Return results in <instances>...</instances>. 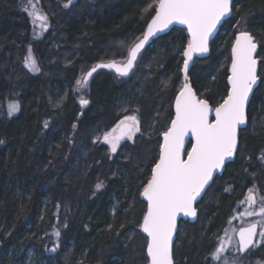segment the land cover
Segmentation results:
<instances>
[{"label":"trees","instance_id":"1","mask_svg":"<svg viewBox=\"0 0 264 264\" xmlns=\"http://www.w3.org/2000/svg\"><path fill=\"white\" fill-rule=\"evenodd\" d=\"M41 1L46 30L33 23L25 0H0V264H148L140 192L182 85L187 32L172 26L152 38L127 76L97 69L81 106L80 70L105 62L119 49L114 42L140 35L156 0ZM240 22L258 45L259 80L233 159L195 203L196 219L178 221L173 264H210L217 234L247 190L264 196V0H233L188 77L198 99L213 108L224 99ZM29 48L38 72L25 65ZM13 101L19 110L9 116ZM129 111L140 130L110 156L96 136ZM251 249L264 259V242Z\"/></svg>","mask_w":264,"mask_h":264},{"label":"snow or ice","instance_id":"2","mask_svg":"<svg viewBox=\"0 0 264 264\" xmlns=\"http://www.w3.org/2000/svg\"><path fill=\"white\" fill-rule=\"evenodd\" d=\"M71 3L72 0H67L64 7H69ZM232 3L233 0H156L155 15L148 24L143 39L130 47L126 61L95 65L76 81V90L85 87L99 68L115 69L119 76H127L134 68L145 42L156 33L167 29L173 22L186 25L191 37L183 53L184 70L187 73L192 54L208 51L210 34L222 18L231 14ZM24 10L34 21H39L40 28H48L47 16L37 10L34 0H25ZM257 47L255 38L249 32L241 31L236 35L232 46L231 74L228 76L230 88L226 98L215 108L214 121L209 120L208 101L197 98L185 76L184 86L176 97L175 118L163 133L164 142L160 145L159 160L152 167L151 178L140 193L147 200V211L139 227L147 233L150 264H173L171 246L177 227V214L183 213L192 217L197 215L194 202L213 178V172L221 169L237 150V129L246 123V105L258 81V62L254 56ZM25 65L30 71H40L30 48ZM79 102L81 106L89 103L83 98ZM18 110L19 105L16 102H9V116ZM47 126L45 122V127ZM117 127L120 129L119 135L112 134L116 129L103 135V141L113 153L117 151V145L122 139H132L133 134L140 130L135 116L124 117ZM189 132L195 142L191 151L187 152L185 160L181 151L184 137ZM102 186V182L96 184L97 189ZM241 203L248 205L241 216H259L261 220L258 223L264 225V200L258 210H252L257 200L253 190L249 189L246 201ZM55 235L59 237L60 233L57 231ZM236 235L239 238L236 246L238 253H245L260 243L254 239L257 235V223L240 228ZM259 236L264 238V226L261 227ZM231 242V236L226 241L222 239L220 246L212 253V259L220 260L221 254ZM224 264H229V261L225 259ZM231 264H238V261L233 259Z\"/></svg>","mask_w":264,"mask_h":264},{"label":"rangeland","instance_id":"3","mask_svg":"<svg viewBox=\"0 0 264 264\" xmlns=\"http://www.w3.org/2000/svg\"><path fill=\"white\" fill-rule=\"evenodd\" d=\"M34 3L36 4L37 10H39L42 14L45 15L44 11L41 10V8H40L42 1L41 0H34ZM66 3L67 2H62V6H64ZM30 18L33 21V23L36 22V21L33 20L32 17H30ZM37 22H39V21H37ZM237 29H238L239 32L244 30L243 22H240L238 24ZM135 39H133L132 41L124 39L121 42H114L113 44L117 45V47L119 49L117 51H113V52L110 51L108 53V57L109 58L103 59V60H106V61L102 62V63H108L107 61L113 55H116V57L114 58L113 61L125 62L126 59H127L129 47L133 43V41ZM117 54H120V56L117 57ZM94 66L95 65H93V64H89L86 67L82 68L80 70V72H79V75H78L76 81L78 79H81L82 75L84 73L88 72ZM106 69H108V68H106ZM108 70H111L113 73L118 75L115 71H113V69H108ZM76 81H75V85H74L76 98L78 100H80L81 98L86 99V93H87V90H88V84L85 87L81 88L80 90H76L77 89ZM126 116H135L137 121H138V124H139V120H138V116H137L136 112L129 111V112L125 113L124 115H122L108 130H106L103 133H101L98 136H96V140H98L99 143H102V144H104L107 147V151H108V154L110 156L113 155L114 153L110 151L109 145L106 144L103 141V135L105 133H107V132H112L113 129H116V131L112 132V134L113 135H119L120 134V129L117 126L119 125V122L121 120H123L124 117H126ZM128 123H131V122L129 121ZM136 133L133 134L132 139H128L127 137L122 139L119 142V144L117 145V148L125 140H128L129 142H132L134 140V138H135ZM97 138H99V139H97ZM249 189L253 190V194L255 195V198L257 200V204L252 206V210L256 211L260 207L261 201L264 200V196L257 191L255 186H251ZM249 189L247 190L245 197L237 204V206L233 210L231 216L229 217V219L227 220V222L225 223L223 228L217 234V238H216L214 244L212 245V248H211V251H210V264H224V260L225 259H227L229 261V264H231L233 259H236L238 261V264H264V259H261V258L253 256V253H252L253 251H249L248 250L245 253H238L237 250H236L237 240H236V237H235V232H236L237 228L242 226V225L250 224L252 222L258 223L261 220V217H259V216H241V213H244L245 210L248 208V205L246 203H241V202L242 201H246L247 195L249 193ZM262 226H264V225L258 223V233H257L256 240H259L260 243L264 242V238H261L259 236V231H260ZM226 231H227V235H226ZM228 236L232 237V242L225 249L224 253L221 254V259L218 260V261L212 259V253L215 251V249L217 247L220 246L221 240L223 239V240L226 241ZM256 245H258V244H256ZM251 250H253V249H251Z\"/></svg>","mask_w":264,"mask_h":264},{"label":"water","instance_id":"4","mask_svg":"<svg viewBox=\"0 0 264 264\" xmlns=\"http://www.w3.org/2000/svg\"><path fill=\"white\" fill-rule=\"evenodd\" d=\"M154 15H155V12H154V14L151 16V18L149 19V21L147 22V24H146V26H145V28H144V31H143V33H142V36H141L140 38H138V39L132 44V46H134V44L138 43L141 39H143V36H144L145 32L147 31L148 24L150 23V21H151V19H152V17H153ZM226 17H228V16H226ZM226 17L222 18L221 22H222ZM221 22L217 25V27H216V28L213 30V32L210 34L209 39H208V44H209V41H210V40L212 39V37L214 36V34L216 33V31H217L218 27L220 26ZM172 26H179V27H182V28H184V29L186 30L187 35H188V42H187V44H186V46H185V48H184V51H185V49L187 48L188 43H189V40L191 39V37H190V35H189V33H188L187 26H186V25H183V24H180L179 22H173V23H172L171 25H169V27H168L167 29H165L164 31H162V32H158V33H156L155 35H153L152 37H150V38L148 39V41L145 42V45H146V44H147L152 38H154V37H156V36H158V35H160V34H162V33H164V32H167ZM240 32H241V31H240ZM238 33H239V32H237V33L235 34V37H234V39H233V41H232V43H231V46H230V61H229L228 68H227V74H228V75H227V79H226V82H227V86H228V87H227V91H226V95H225L224 99L226 98V96H227V94H228V90H229V88H230V85H229V83H228V76L231 74L232 46H233V44L235 43L236 35H237ZM145 45H144V47H145ZM132 46H131V47H132ZM144 47H143V48H144ZM143 48H142V49H143ZM142 49H141V51H142ZM208 50H209V47H208ZM184 51H183V53H184ZM207 53H208V51H207V52H204V53L194 52V53L192 54V58H191V60L189 61L188 69H189V67H190V65H191V63H192V61H193V59H194L195 57H202V56H205ZM255 54H256V53H254V56H256ZM138 55H139V54H138ZM127 57H128V55H127ZM256 59H257V58H256ZM184 60H185V57H184V55H183V63H182V67H181V74H182V85H181V88L184 86V83H185V76H187V83L191 86L193 92L195 93V91H194V89H193V87H192V85H191V83H190L189 77H188V69H187V73H185V70H184ZM107 62H110V61H107ZM257 62H258V59H257ZM98 64H102V62H100V63H98ZM96 65H97V64H96ZM113 71H115V69H113ZM115 72H116V71H115ZM257 75H258V63H257ZM257 83H258V81H257ZM256 85H257V84H256ZM256 85L254 86V88L256 87ZM181 88L178 90V92L176 93V95H175V97H174V100H173V115H172V118H171V120H170V122H169V124H168V127L165 129L164 132H166V131L168 130V128L171 126V121L175 118V115H176V112H175V102H176V97H177V95L179 94ZM250 97H251V94H250ZM197 98H198V97H197ZM224 99H223V100H224ZM201 100H206V99H201ZM223 100H222L219 104H221V103L223 102ZM249 100H250V99H249ZM207 101H208V100H207ZM248 103H249V102H248ZM248 103H247V105H246V123H247V107H248ZM208 104H209V108H210V112H209V120H210V121H214V120H215V108L218 107L219 104H217L214 108L211 106V104H210L209 102H208ZM246 123L243 124V125H240V126L238 127V129H237V142H238L239 130H240L241 128H243V127L246 125ZM164 132H162L161 135H160V138H161V140H160V145L164 142V138H163V133H164ZM194 142H195V141H194V139H193L191 133L189 132V134L186 135V136L184 137V145H183V149H182V151H181V156H182L183 159H185V160L187 159V152H188V151H191L192 144H193ZM235 152H236V151H235ZM159 154H160V146H159L158 157H157L156 162L159 160ZM234 155H235V153H234ZM234 155H233L230 159L226 160L225 164H226L227 162L231 161V160L233 159ZM156 162H155V163H156ZM155 163L151 166L149 179L151 178L152 167L155 165ZM225 164H224V166H225ZM224 166H223L221 169L215 170V171L213 172V178L215 177V175H217V174H221V172H222L223 169H224ZM213 178H212V179L209 181V183L205 186L204 190L201 192V195H200V196L197 198V200L194 202V204H193L194 207H195V203L201 198V196L203 195L204 191H205L206 188L209 186V184L211 183V181L213 180ZM142 190H143V189H142ZM142 190H141V192H142ZM141 192H140V193H141ZM140 198H141L142 200H144L145 203H146V208H145V212H146V211H147V200H146L143 196H141V195H140ZM145 212H144V214H145ZM143 216H144V215H143ZM196 216H197V215H196ZM196 216H195V217L187 216V215H184L183 213H178V214H177V220H176L177 227H176V229H175V231H174V233H173L172 246H173V244H174L175 235H176V231H177V228H178V221H179L180 219H187L188 221H194V220L196 219ZM142 222H143V217H142V219H141L140 224H141ZM252 223H256V222H252ZM250 224H251V223H250ZM248 225H249V224L242 225V226L238 227L237 230H236V232H238V230H239L240 228H242V227H247ZM139 230H140V232H141L142 234H144V235L146 236V238H147V233H144V232L140 229V227H139ZM257 230H258V224H257ZM236 232H235V237H236V240H237V242H238V239H239V238H238V236L236 235ZM254 239H256V236L254 237ZM147 243H148V238H147V241H146L145 253H146V256H147V258H148V264H150V258H149L148 255H147ZM172 246H171V251H172ZM172 260H173V259H172Z\"/></svg>","mask_w":264,"mask_h":264},{"label":"bare ground","instance_id":"5","mask_svg":"<svg viewBox=\"0 0 264 264\" xmlns=\"http://www.w3.org/2000/svg\"><path fill=\"white\" fill-rule=\"evenodd\" d=\"M143 33V32H142ZM142 33L140 34V35H138V37L133 41V43L138 39V38H140L141 36H142ZM132 43V44H133ZM132 44L130 45V47L132 46ZM130 47H129V49H130ZM184 51V50H183ZM180 68V67H179ZM111 72V71H110ZM115 78V77H114Z\"/></svg>","mask_w":264,"mask_h":264},{"label":"flooded vegetation","instance_id":"6","mask_svg":"<svg viewBox=\"0 0 264 264\" xmlns=\"http://www.w3.org/2000/svg\"><path fill=\"white\" fill-rule=\"evenodd\" d=\"M258 63H259V59H258ZM258 70H259V69H258ZM258 80H259V77H258ZM252 248H253V247H252ZM250 249H251V248H250ZM250 249H249V250H250Z\"/></svg>","mask_w":264,"mask_h":264}]
</instances>
